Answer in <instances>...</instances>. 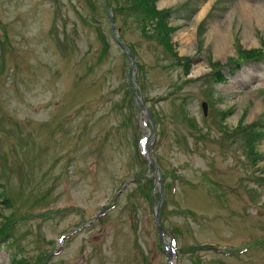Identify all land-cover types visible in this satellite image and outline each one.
Segmentation results:
<instances>
[{
  "label": "rangeland",
  "instance_id": "obj_1",
  "mask_svg": "<svg viewBox=\"0 0 264 264\" xmlns=\"http://www.w3.org/2000/svg\"><path fill=\"white\" fill-rule=\"evenodd\" d=\"M135 1L0 0V264H166L165 183V230L193 249L176 264H264V135L247 131L264 64L212 79L264 48V0H154L177 56Z\"/></svg>",
  "mask_w": 264,
  "mask_h": 264
},
{
  "label": "trees",
  "instance_id": "obj_2",
  "mask_svg": "<svg viewBox=\"0 0 264 264\" xmlns=\"http://www.w3.org/2000/svg\"><path fill=\"white\" fill-rule=\"evenodd\" d=\"M135 4L140 5L139 9L136 11V13L140 14L141 17H150L151 19L155 20L154 24L156 29L158 30V33L160 34L159 36H161V44L164 45L165 48H167L168 50H170L171 52H173L174 55H176V52L173 49V45L170 42V33L169 30L171 29L168 26V12L166 13V11H159V10H155V3L154 0H136ZM260 51H255V50H247V51H242L241 54V58L240 59H249V58H257L258 55H260ZM177 56V55H176ZM183 67L185 68V73L189 72L190 69V63H189V59H185ZM219 66L213 68L216 69ZM215 77L217 79V81L222 80V76L219 75V73H215ZM0 195L2 196V194L0 193ZM4 204H6V206H8L9 201L5 199H3L2 201ZM6 223H2L0 221V231H3L2 233H0V244L2 241L8 240L10 231L9 227L7 226L6 229ZM19 263L18 264H31L28 260L26 259H19L18 260Z\"/></svg>",
  "mask_w": 264,
  "mask_h": 264
},
{
  "label": "bare ground",
  "instance_id": "obj_3",
  "mask_svg": "<svg viewBox=\"0 0 264 264\" xmlns=\"http://www.w3.org/2000/svg\"><path fill=\"white\" fill-rule=\"evenodd\" d=\"M168 1H171V2H172V1H175V0H168ZM244 8L246 9V7H244ZM261 21H262V23H263V25H264V19L261 18ZM222 36H223V35H222ZM224 38H225V37H224ZM219 44H221V42H219ZM222 44H223V43H222Z\"/></svg>",
  "mask_w": 264,
  "mask_h": 264
},
{
  "label": "water",
  "instance_id": "obj_4",
  "mask_svg": "<svg viewBox=\"0 0 264 264\" xmlns=\"http://www.w3.org/2000/svg\"><path fill=\"white\" fill-rule=\"evenodd\" d=\"M131 55V54H130Z\"/></svg>",
  "mask_w": 264,
  "mask_h": 264
}]
</instances>
